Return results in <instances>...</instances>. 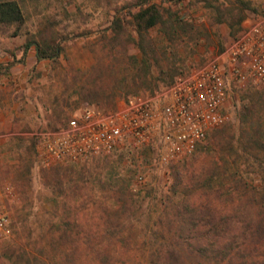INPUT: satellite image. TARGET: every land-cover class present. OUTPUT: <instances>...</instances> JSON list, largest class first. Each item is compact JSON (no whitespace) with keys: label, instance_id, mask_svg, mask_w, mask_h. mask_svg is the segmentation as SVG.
Here are the masks:
<instances>
[{"label":"trees","instance_id":"obj_1","mask_svg":"<svg viewBox=\"0 0 264 264\" xmlns=\"http://www.w3.org/2000/svg\"><path fill=\"white\" fill-rule=\"evenodd\" d=\"M186 2L132 0L115 6L110 24L97 30L96 43L90 44L95 61L73 69L82 101L110 111L121 98L142 91L157 94L162 85L188 72L187 64L202 43L225 50L219 25L227 24L236 39L248 10H256L247 0H234L226 9L216 5L219 0H195L213 9L214 20L205 25L185 10ZM26 3L0 0L3 32H24ZM24 35L22 58L0 64V75L24 64L33 48L39 63L49 61L54 69L61 64L65 39L52 19L47 17L36 33ZM263 88L244 89L238 128L225 125L205 154L171 165L167 200L150 247L151 264H264V179L250 176L258 167L264 169ZM20 139L29 144L14 167L20 197L12 220L16 237L0 241V264H125L128 255L147 246L150 239L132 223L138 209H132L136 194L131 177L109 159L102 170V162L93 168L67 162L41 172L42 182L54 194V209L49 227L36 234L29 225V203L39 137ZM91 184L104 190L107 203L102 209H90L92 203L97 205Z\"/></svg>","mask_w":264,"mask_h":264},{"label":"rangeland","instance_id":"obj_2","mask_svg":"<svg viewBox=\"0 0 264 264\" xmlns=\"http://www.w3.org/2000/svg\"><path fill=\"white\" fill-rule=\"evenodd\" d=\"M127 1L132 0H27V3L23 5L26 18L24 32L19 36H13L15 29L12 28L5 32L0 29V52H6L12 60L22 58V54L19 56L18 53L22 52L26 42L25 31L36 33L42 21L47 17L52 19L56 31L65 39L63 43L65 56L61 57V64L55 69L49 61L37 63L32 58L28 59L27 56L25 63L15 65L10 75H0V135L3 136L0 140L1 181L8 180L14 185V167L19 165L25 157L24 151L29 144L22 142L20 138L36 137L43 131L54 130L56 125L58 128L62 127L73 116L89 106L76 92L79 86L76 84L78 79L75 77L73 69L93 64L95 58L90 50V44L96 43L95 32L110 24L115 6L122 5ZM233 1L219 0L216 5H221L226 9ZM247 1L256 10H248L247 20L243 27L252 24L257 18L264 15V0ZM185 4L187 5L185 10L191 16L199 18L201 23L209 25L213 22L212 8L201 2H195V0H187ZM218 28L226 48L234 40L230 28L227 24H221ZM87 33L92 34L86 35ZM11 52L12 54H10ZM197 52L198 55L188 62L185 71L190 72L203 66L209 60L217 57L221 50L216 44L206 46L202 43ZM15 54L17 57L14 56ZM34 67H36L35 72L33 71ZM229 85V94L224 108L226 118L224 124L210 132L203 142L202 148L193 156L190 155L191 157L188 156L177 163L205 154L208 147H211L214 142L215 133L225 125L231 123L237 128L240 126L239 112L243 105L244 89L249 86L252 88V84L241 87L230 77ZM165 86L167 85H162L161 89ZM140 94L151 95L146 91H142ZM122 101L124 100L121 98L118 104ZM159 143L156 141L148 147H135L126 143L115 152L107 154L111 156L110 158L104 159L105 155H103L77 164L80 166L87 164L89 168H93L95 162H102L99 164L102 170L105 168L104 160L109 159L115 161L113 165L119 172L131 177L132 190L136 194L132 209H138L136 216L132 218V223L142 230L150 241L147 246L140 247L134 256L128 255L125 264H151L149 259L152 248L150 247L155 238L156 223L161 209H163V203L167 200L170 184L169 171L171 165L174 164L165 165L161 162L162 153ZM36 151L35 163L31 172L32 200L29 206L32 209V214L29 225L38 234L45 231L53 220L51 210L54 209V204L51 197L54 194L41 180V172L47 168L42 167L39 163L38 146H36ZM140 175H144L143 182L138 180ZM252 175H257L261 181L264 179V169L258 167L250 174V176ZM91 185L94 188L92 193L94 192L97 205L92 203L90 209H102V204L107 203V199L103 195L104 190L95 184ZM16 205L10 207L12 220ZM15 237L16 235H12L9 239L13 240Z\"/></svg>","mask_w":264,"mask_h":264},{"label":"built area","instance_id":"obj_3","mask_svg":"<svg viewBox=\"0 0 264 264\" xmlns=\"http://www.w3.org/2000/svg\"><path fill=\"white\" fill-rule=\"evenodd\" d=\"M230 77L241 87L264 85V15L244 26L217 57L178 76L157 94L133 95L110 111L89 105L59 129L41 132L39 163L44 168L80 163L126 143L148 147L156 141L161 162L177 163L224 124ZM138 180L143 182L144 175ZM19 199L15 185L0 180V241L13 235L10 207Z\"/></svg>","mask_w":264,"mask_h":264},{"label":"crops","instance_id":"obj_4","mask_svg":"<svg viewBox=\"0 0 264 264\" xmlns=\"http://www.w3.org/2000/svg\"><path fill=\"white\" fill-rule=\"evenodd\" d=\"M10 54H12V52ZM21 54H22V52L18 53L19 56H21ZM14 56L17 57V54H15ZM31 58L34 59V61L38 63L37 57H36V51H35L34 48L31 49L29 54H28V59H31ZM10 60H12V59L7 55L6 52H0V64H5V63H7Z\"/></svg>","mask_w":264,"mask_h":264}]
</instances>
